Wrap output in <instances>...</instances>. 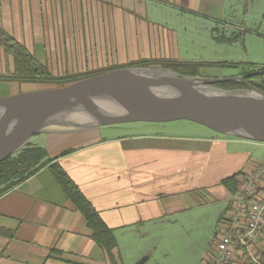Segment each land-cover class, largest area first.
<instances>
[{"label":"crops","instance_id":"1","mask_svg":"<svg viewBox=\"0 0 264 264\" xmlns=\"http://www.w3.org/2000/svg\"><path fill=\"white\" fill-rule=\"evenodd\" d=\"M63 2L82 14L75 27L92 45L85 50L98 46L121 63L218 62L183 53L221 52L237 42L244 48L264 44V0ZM55 3L60 0H0V26L36 51L49 35L58 34L57 19L71 14L69 7L67 13L58 11ZM68 27L73 33L74 25ZM9 62L0 45V97L5 85L19 86L4 79ZM101 130L54 125L34 134L40 136L38 143L30 142L34 135L28 142L58 156L114 230L117 246L108 252L93 238L86 217L49 163L0 195V264H209L233 194L224 180L253 170L264 158L263 143L213 133L104 137ZM66 150L71 152L60 156ZM254 251L264 264V233ZM244 256L237 253L233 264Z\"/></svg>","mask_w":264,"mask_h":264},{"label":"water","instance_id":"2","mask_svg":"<svg viewBox=\"0 0 264 264\" xmlns=\"http://www.w3.org/2000/svg\"><path fill=\"white\" fill-rule=\"evenodd\" d=\"M240 80L245 88L220 82ZM191 120L233 137L264 142V91L243 76L183 75L127 66L0 97V161L54 125L94 128L127 122Z\"/></svg>","mask_w":264,"mask_h":264},{"label":"rangeland","instance_id":"3","mask_svg":"<svg viewBox=\"0 0 264 264\" xmlns=\"http://www.w3.org/2000/svg\"><path fill=\"white\" fill-rule=\"evenodd\" d=\"M44 7L49 8L51 4L43 5ZM54 7L58 8V11L62 13H67L71 11L69 14V19H67L63 14L61 19H57L58 24L61 25L54 32H58V34L49 35L47 38L44 37V46H39L40 49H30L25 46L21 42L26 49L32 53L35 58L44 64L48 70L53 75H66V74H78L83 72H91L95 70L105 69L111 66H121L128 65L131 62H118L115 61L112 54H109V51H102L103 49H98V46L95 47V51H86L85 49L92 47V45H87L86 37L82 36V31L75 27L77 23H81L82 19H78L80 13H75L73 9V5H70L67 2H63L60 0V3H55ZM69 7V11L68 8ZM57 11V12H58ZM73 12V13H72ZM68 15V14H66ZM75 15V19L74 18ZM61 20V21H60ZM67 24V28L65 25ZM69 24H73V33H71V29L68 27ZM44 27V31H45ZM6 31V30H5ZM11 35V34H10ZM54 44V45H53ZM45 47V48H44ZM53 50H52V49ZM83 49L85 51H83ZM186 57L190 58H218L220 61H228L232 63L228 66H203L198 68V74H202L210 77H231V76H240L242 72V67H246L249 65L261 66L264 65V44L263 45H249L247 44L246 48L240 42L229 46L225 50L221 52L215 51H191L183 53ZM6 56H10L9 66L5 69L4 79L7 81L18 83L17 86L5 85L1 90V96L11 95L23 91L45 88V87H54L57 84L52 82H22L15 77H11L15 72V64L14 58L11 54L5 51ZM239 63V64H237ZM150 67L154 68L157 72H161L164 70H171L168 68H164L161 65H151ZM182 71H191V67L182 68ZM196 71L195 69L192 70ZM240 80H231L226 82H220L218 85L226 88V89H237L241 88ZM113 126H101L102 136L109 135H124L126 133H138V132H156V133H165V134H174V135H202L213 133L216 135H223L225 137H231L229 135H225L219 132H216L205 125L200 123L191 121V120H173V121H165V122H127L120 124H112ZM40 136L38 134L34 135L30 142L38 143ZM227 193L222 194L221 202L222 205L225 204V198Z\"/></svg>","mask_w":264,"mask_h":264},{"label":"trees","instance_id":"4","mask_svg":"<svg viewBox=\"0 0 264 264\" xmlns=\"http://www.w3.org/2000/svg\"><path fill=\"white\" fill-rule=\"evenodd\" d=\"M0 45L3 46L5 51L11 54L14 58L15 72L11 77H15L22 82H52L57 84L56 86H63L81 78L127 66H151L158 64L183 75H198V68L203 66H228L232 64L226 61L212 62L179 61L175 59H142L131 62L128 65L111 66L91 72L53 75L21 42L6 32L1 26ZM188 67H191V71L186 72L181 70L182 68ZM193 69L196 71L193 72ZM242 69L241 73L243 78L264 91V65L256 66L252 64L246 67L243 66ZM239 83L241 88L247 87L244 82ZM69 152H71V150L63 151L60 156L66 155ZM57 159L58 156L50 157L44 147L32 145L30 142H27L25 147L21 150L0 161V195L11 190L50 163L49 167L56 180L86 217L88 225L93 231V238L101 246H104L108 252L112 251L117 246L114 230L106 224L100 213L79 190L67 172L57 162ZM241 173L242 172L224 180L225 184L230 185V191L232 193L237 190ZM239 264H254V262L250 257L244 256Z\"/></svg>","mask_w":264,"mask_h":264},{"label":"built area","instance_id":"5","mask_svg":"<svg viewBox=\"0 0 264 264\" xmlns=\"http://www.w3.org/2000/svg\"><path fill=\"white\" fill-rule=\"evenodd\" d=\"M239 180L229 199L227 214L221 220L216 251L209 264H232L239 252L245 253L254 264H263L254 245L264 233V158L250 172H242Z\"/></svg>","mask_w":264,"mask_h":264},{"label":"flooded vegetation","instance_id":"6","mask_svg":"<svg viewBox=\"0 0 264 264\" xmlns=\"http://www.w3.org/2000/svg\"><path fill=\"white\" fill-rule=\"evenodd\" d=\"M241 76H243L242 73H241Z\"/></svg>","mask_w":264,"mask_h":264}]
</instances>
